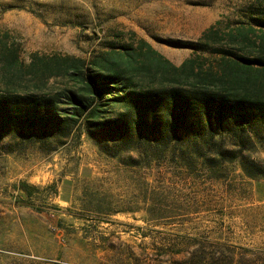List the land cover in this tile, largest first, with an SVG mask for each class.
<instances>
[{
  "label": "rangeland",
  "instance_id": "374dc122",
  "mask_svg": "<svg viewBox=\"0 0 264 264\" xmlns=\"http://www.w3.org/2000/svg\"><path fill=\"white\" fill-rule=\"evenodd\" d=\"M262 5L264 0H0V91L10 81L46 80L54 72L50 89L78 90L76 66L124 54L140 39L180 65L196 54L170 42H198L214 28L211 41L221 38L219 45L230 48V33L239 37ZM11 50L19 57L14 66L23 65V79L4 67L3 53ZM203 55L206 64L215 58ZM251 154L264 170V144ZM130 156L137 157L104 153L86 132L51 152L0 144V264H191L202 253L208 260L232 249L264 264V175L249 178L240 160L224 161L216 179L203 159L190 170L171 153L141 166ZM22 183L31 195L19 188Z\"/></svg>",
  "mask_w": 264,
  "mask_h": 264
},
{
  "label": "trees",
  "instance_id": "16d2710c",
  "mask_svg": "<svg viewBox=\"0 0 264 264\" xmlns=\"http://www.w3.org/2000/svg\"><path fill=\"white\" fill-rule=\"evenodd\" d=\"M257 8L239 37L230 33V48L219 45L221 38L211 41L217 37L214 28L198 42H170L196 54L180 65L140 39L138 48L131 46L124 54L105 56L85 69L74 66L78 90L50 89L47 81L55 72L46 80L31 76L26 83L8 82L0 91V144L15 151L51 152L86 132L112 157L135 153L129 158L135 166L152 165L171 153L184 169L194 170L196 160L203 159L218 179L224 161L240 160L245 175L257 180L264 170L251 152L264 144V6ZM8 52L4 67L18 78L23 65L14 66L18 53ZM203 54L215 58L206 64L202 59L209 58ZM44 67L51 66L45 61ZM209 161L217 163L210 167ZM19 188L31 195L25 183ZM227 252L208 260L202 253L190 263L259 264L234 249Z\"/></svg>",
  "mask_w": 264,
  "mask_h": 264
}]
</instances>
